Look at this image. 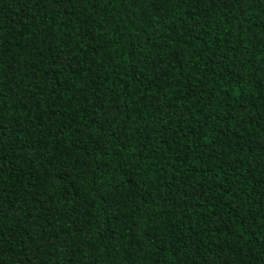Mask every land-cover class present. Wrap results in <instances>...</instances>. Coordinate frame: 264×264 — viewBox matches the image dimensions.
Segmentation results:
<instances>
[{"label":"trees","instance_id":"16d2710c","mask_svg":"<svg viewBox=\"0 0 264 264\" xmlns=\"http://www.w3.org/2000/svg\"><path fill=\"white\" fill-rule=\"evenodd\" d=\"M0 264H264V0H0Z\"/></svg>","mask_w":264,"mask_h":264}]
</instances>
